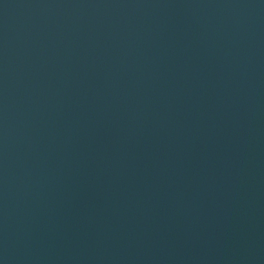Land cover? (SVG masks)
<instances>
[{"label": "water", "instance_id": "1", "mask_svg": "<svg viewBox=\"0 0 264 264\" xmlns=\"http://www.w3.org/2000/svg\"><path fill=\"white\" fill-rule=\"evenodd\" d=\"M0 264H264V0H0Z\"/></svg>", "mask_w": 264, "mask_h": 264}]
</instances>
